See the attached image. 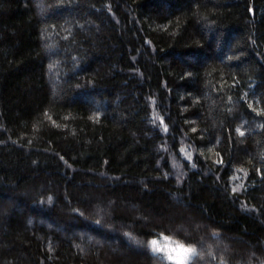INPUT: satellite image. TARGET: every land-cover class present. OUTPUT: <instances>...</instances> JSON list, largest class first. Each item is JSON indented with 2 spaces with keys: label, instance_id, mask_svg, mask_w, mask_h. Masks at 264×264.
<instances>
[{
  "label": "trees",
  "instance_id": "trees-1",
  "mask_svg": "<svg viewBox=\"0 0 264 264\" xmlns=\"http://www.w3.org/2000/svg\"><path fill=\"white\" fill-rule=\"evenodd\" d=\"M162 236L264 264V0H0V264Z\"/></svg>",
  "mask_w": 264,
  "mask_h": 264
},
{
  "label": "snow or ice",
  "instance_id": "snow-or-ice-1",
  "mask_svg": "<svg viewBox=\"0 0 264 264\" xmlns=\"http://www.w3.org/2000/svg\"><path fill=\"white\" fill-rule=\"evenodd\" d=\"M185 154L189 159L191 158L190 153L186 152ZM233 190L235 191V189ZM150 245L154 252L169 251L168 259L175 260L176 264H188L191 258L197 255L195 247H186L184 244L173 241L166 236H162L160 240L150 241Z\"/></svg>",
  "mask_w": 264,
  "mask_h": 264
},
{
  "label": "rangeland",
  "instance_id": "rangeland-1",
  "mask_svg": "<svg viewBox=\"0 0 264 264\" xmlns=\"http://www.w3.org/2000/svg\"><path fill=\"white\" fill-rule=\"evenodd\" d=\"M154 119H155L156 122L159 123V125L162 128L165 129V125L163 123V118L162 117H160L157 114H154ZM186 152L191 154V158L193 157V155H194L193 149L190 146H188V144L183 143L181 151H180V156H182L185 159L190 160L191 158L190 159L188 158V156L185 154ZM125 240H126L125 244H127L128 246H130V247L136 246L137 247L136 250L130 252V253H132L133 256L141 257L143 255L141 247L139 245H137V242L133 238H130V237L126 236ZM178 243H180V242H178ZM110 248L112 250H116L120 254H126V249L124 247H122V246H119L117 240L114 242L113 245L110 246ZM158 253L168 259L169 251H162V252H158ZM173 255H175V254L173 253Z\"/></svg>",
  "mask_w": 264,
  "mask_h": 264
}]
</instances>
